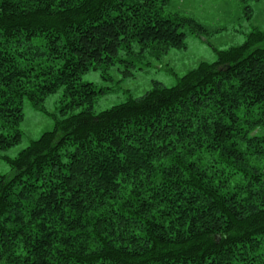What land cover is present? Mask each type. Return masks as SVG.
<instances>
[{"label":"trees","instance_id":"trees-1","mask_svg":"<svg viewBox=\"0 0 264 264\" xmlns=\"http://www.w3.org/2000/svg\"><path fill=\"white\" fill-rule=\"evenodd\" d=\"M240 1L250 19L259 0ZM168 2L0 0V151L21 139L23 101L62 89L53 128L6 157L0 264H264V30L93 111L85 72L207 31Z\"/></svg>","mask_w":264,"mask_h":264},{"label":"rangeland","instance_id":"rangeland-1","mask_svg":"<svg viewBox=\"0 0 264 264\" xmlns=\"http://www.w3.org/2000/svg\"><path fill=\"white\" fill-rule=\"evenodd\" d=\"M248 4L252 9L250 19L244 17L240 0H169L163 14L178 12L191 16L207 31L199 36L189 32L186 27L182 28L186 33L185 47L168 49L159 60H151L148 64L134 61L133 66H128L124 61H117L106 71L105 68H98L85 72L82 80L102 89L95 98L94 113L124 102L128 97L143 95L153 82L173 86L178 77L200 62L216 60V50L241 44L255 27L264 30V0L248 1ZM126 69L129 73L123 71ZM61 97L62 89L48 95L42 104L44 110L34 107L28 100L23 101L22 136L17 145L0 151V175L11 176L14 173L6 157H15L30 141L53 128L54 117L59 116ZM77 111L75 109L72 112Z\"/></svg>","mask_w":264,"mask_h":264}]
</instances>
